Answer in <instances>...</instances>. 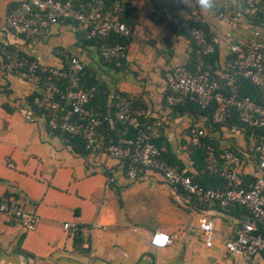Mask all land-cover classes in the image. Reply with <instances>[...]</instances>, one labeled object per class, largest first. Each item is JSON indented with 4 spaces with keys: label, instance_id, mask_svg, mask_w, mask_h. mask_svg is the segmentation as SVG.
Masks as SVG:
<instances>
[{
    "label": "crops",
    "instance_id": "1",
    "mask_svg": "<svg viewBox=\"0 0 264 264\" xmlns=\"http://www.w3.org/2000/svg\"><path fill=\"white\" fill-rule=\"evenodd\" d=\"M21 0H0V196L13 197L35 219L25 229L0 213V264H264V254L244 259L225 248V240L240 228L241 207L222 209L216 203H199L163 181L153 172L139 179L125 176L120 161L96 151L76 153L50 132L45 117L30 104L35 85L4 70V50H17L40 65L60 67L64 54L78 56L105 85L110 104L116 93L144 111L143 121L160 119L152 141L175 156L186 171L212 185L211 175L193 167L190 127L205 131L204 138L219 151L241 155L244 182L254 180L257 167L246 128L232 123H212L192 109L169 104L166 69L187 65L192 54L188 26L207 29L217 47L215 74L225 79L233 58L230 44L249 34L251 23L239 0H215L203 13L195 0H123L134 27L127 39L122 66L106 64L94 45L83 46L78 30L68 21L51 25L41 37L15 35L6 26L10 11ZM225 7L246 21L234 31L218 13ZM204 29V28H203ZM114 126L105 130L112 131ZM114 137L127 139L124 130ZM112 177L113 181H108ZM210 220V245L199 227ZM64 223L73 225L64 228ZM78 230L83 243L75 245ZM154 231L171 236L165 247H153Z\"/></svg>",
    "mask_w": 264,
    "mask_h": 264
},
{
    "label": "built area",
    "instance_id": "2",
    "mask_svg": "<svg viewBox=\"0 0 264 264\" xmlns=\"http://www.w3.org/2000/svg\"><path fill=\"white\" fill-rule=\"evenodd\" d=\"M240 1L247 11L253 14L259 11L264 19V0ZM122 10L119 0L111 5V8H107L105 0H21L10 11L6 26L15 35L31 38L45 36L51 25L68 21L81 29L86 38L106 37L111 33L128 38L134 34V27L131 22L120 19ZM218 16L234 31L246 28V20L227 7L222 9ZM248 28L249 34L237 37L229 48L235 55L233 64L237 73L258 88L263 96V103H258L249 96L239 97L234 89H231L230 94H224L220 83L210 77L212 67L203 57L204 53L214 51V44L206 37L204 29L196 25L188 26L193 42L190 48L191 54L194 55L192 66L176 65L164 72L168 86L166 99L169 104H183L186 97L193 94L201 109L211 103L216 104L214 122H223L227 112L234 107L239 121L263 132L260 137L249 135L257 167L255 178L251 182L245 183L243 180L242 161L238 155L225 151L222 154V166L218 167L215 147L211 144L206 146L207 167L217 172L229 184V187L223 189L205 187L163 159L161 149L152 141L161 127V120L154 119L144 127L141 126L140 120L144 111L133 108L129 100L117 96L113 116L88 108L96 88L82 84L83 63L78 56L64 54L65 64L51 67L40 65L35 59L26 61L19 51L6 49L2 54L3 68L32 82L37 91L40 89L38 70L47 72L49 79L45 83L46 92L42 98L35 97L34 103L51 113L47 122L49 130H60L72 136H80L87 151L104 152L120 161L126 177L139 179L151 171L166 183L180 187L196 202L216 203L222 209H227L233 204L243 206L246 209L244 220L237 233L225 240V248L231 254L251 259L256 254H264V236L257 226L264 218V36L258 27ZM99 53L102 59L118 67L126 58L127 47L120 42L102 44ZM53 79H65L66 84L60 88ZM52 93H57L61 100L66 101L69 106L67 114L59 116L60 105L52 98ZM71 116L77 117L72 119ZM114 118L127 122L136 129L130 145L104 143L101 124L103 121L111 123ZM189 133L192 143L200 145L205 136L204 129L191 126ZM108 181H113V178L110 177ZM0 213L25 229L35 227L33 216L13 197H0ZM63 226L70 228L73 225L64 223ZM199 227L206 236V244L210 245L212 222L203 219ZM149 242L153 247H165L172 242V238L167 233L154 231Z\"/></svg>",
    "mask_w": 264,
    "mask_h": 264
},
{
    "label": "trees",
    "instance_id": "3",
    "mask_svg": "<svg viewBox=\"0 0 264 264\" xmlns=\"http://www.w3.org/2000/svg\"><path fill=\"white\" fill-rule=\"evenodd\" d=\"M117 0H105L107 8H111V5H113ZM121 1V6H122V11L119 14V17L121 20L127 21V22H131L128 19L127 13H125V4L123 2V0H119ZM240 1V0H239ZM241 2V1H240ZM242 4V2H241ZM243 5V4H242ZM243 7L245 8V6L243 5ZM249 19L251 20V23L257 26H264V19L261 15V13L259 11H257L255 14H252V16H248ZM65 22V21H62ZM73 24V23H72ZM74 25V24H73ZM198 26H201L200 24H197ZM204 28L206 37L209 40L211 39V36L209 35L207 29H205L204 26H202ZM78 39L80 40L81 44L83 46L85 45H94L96 47H100V45L105 44H112L115 42H120L123 44H127V37L124 38L122 36H119L115 33H111L110 35L106 36V37H95V38H86L84 32L81 29H78ZM193 44V42H192ZM21 57L26 60V61H31L33 60V58H29L26 55H24L23 53L19 52ZM233 55V58L231 60V65H230V69L228 72V77H226L225 79L219 78L217 77V75L215 74V69H216V62L218 60V53H217V47L214 44V51L212 53H204L203 57L206 61H208V63L211 65L212 69H211V73H210V77L212 79L217 80L221 87H222V91L224 92L225 95H228L231 93V89H234L237 91V95L239 97L242 96H249L251 99L255 100L258 103H263V96L261 94V92L258 90V88H256L250 81L244 79L243 77H241L237 71L236 68L234 66V58L235 55ZM106 64L116 67L114 63H110L104 59H102ZM194 62V55H192V58L190 60V62L187 64V66L191 67L192 63ZM123 63V61H122ZM122 64L120 66H118L117 68L121 67ZM38 75H39V85H40V89L37 91L35 90L31 97L29 98V102L31 104V106L37 111L39 112L41 115H43L45 117L46 120V124L48 122V119L51 117V113L47 110L44 109L43 107H38L35 103H34V99L35 97H43V94H45L46 92V86L45 83L46 81L49 79V75L47 72H43L41 69L38 70ZM53 81L60 87L63 88L66 84V80L65 79H61V80H55L53 79ZM81 82L85 87H90V86H94L96 88V92L94 93L91 101L88 103V108L92 109L93 111H97V112H101L102 114H109V115H114L115 114V103L117 101V96L124 98L123 95L121 93H116V96H114L113 100L111 101L110 104L107 103V96H108V91L105 87V85H103L102 83H100L99 81H97L94 78V74L92 73V71H90L89 69H87L84 65H83V71H82V76H81ZM53 95V99L58 101L59 103V116H63L65 114H67L68 110H69V106L66 103L65 100H61L59 98V95L57 93H52ZM127 100V98H125ZM131 105L133 108L136 109H141L139 108L137 105H135L132 101H130ZM179 107H181L182 109H192L193 113L194 112H201L202 114H204L205 116H207L209 118V120L212 123H216L213 121V114L216 111V104L215 103H211L209 106H207L205 109H201L196 101V97L193 94H190L186 97L185 101L183 104H175ZM77 116H71L72 119H75ZM143 118V117H142ZM141 118L140 120V124L141 126H145L147 123L149 122H144L143 119ZM226 121V122H225ZM225 123H232L235 125H239L242 127L246 128V132L249 135H256L258 137H260L263 132L261 131V129L259 128H255L252 126H249L247 124L242 123L241 121H239L238 116H237V110L233 107L230 111L227 112L225 120L223 121ZM220 122V123H223ZM110 125L114 126L112 131H108V133H105V130L107 131V128H110ZM48 126V125H47ZM121 129L124 130L127 134V139L125 140H120L117 137H114L113 134V130L114 129ZM49 129V128H48ZM51 133L58 135L62 141L71 146L72 149L79 154H86L88 151L85 149V144L83 142V139L80 136H72L69 133L60 131V130H56V131H50ZM101 132L103 135V140L105 144H110V143H115V144H121V145H130L131 141L134 139V136L136 134V129L133 128L132 126H130L127 122H121V121H117L115 118L113 119V122L109 123V121H103L101 124ZM208 144L213 145L211 142L207 141L204 137L201 139V144L200 145H194L192 144L191 148H190V158L193 161V167L198 170V171H204L205 174H210L211 175V182L212 185H208L206 184L203 180L199 179V177L193 176L192 174H190L188 171H186L183 167V165L181 163H179V161L175 158L174 155L163 152L161 150V157L163 159H165L168 163L176 166L180 171H182L184 174H187L189 176H191L194 180L198 181L201 185L205 186V187H211V188H227L229 187V184L226 180H224L222 177L219 176V174L217 172H214L212 170H210L207 165L208 162L206 160L207 158V149L206 146ZM227 151V150H225ZM224 151V152H225ZM228 151H232L233 153H235L236 155H238L241 158V155L238 154L237 152L233 151V150H228ZM223 152V153H224ZM215 158H216V165L218 167L222 166V159L219 158V151L216 149L215 150ZM246 186V185H245ZM1 197V196H0ZM2 197H8V196H2ZM230 206H236V207H241L244 210V213H246V209L239 205V204H233ZM258 226V230L262 233V235L264 236V218L258 222L257 224ZM74 243L75 245H81L83 243V239L81 237V233L78 230V228L75 231V235H74Z\"/></svg>",
    "mask_w": 264,
    "mask_h": 264
},
{
    "label": "clouds",
    "instance_id": "4",
    "mask_svg": "<svg viewBox=\"0 0 264 264\" xmlns=\"http://www.w3.org/2000/svg\"><path fill=\"white\" fill-rule=\"evenodd\" d=\"M195 3L203 13H208L215 7V0H195Z\"/></svg>",
    "mask_w": 264,
    "mask_h": 264
}]
</instances>
